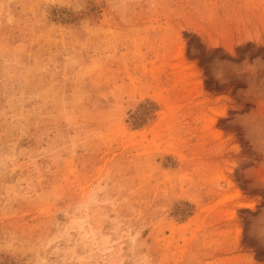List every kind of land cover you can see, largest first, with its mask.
Returning <instances> with one entry per match:
<instances>
[{
	"label": "rangeland",
	"instance_id": "374dc122",
	"mask_svg": "<svg viewBox=\"0 0 264 264\" xmlns=\"http://www.w3.org/2000/svg\"><path fill=\"white\" fill-rule=\"evenodd\" d=\"M0 264H264V0H0Z\"/></svg>",
	"mask_w": 264,
	"mask_h": 264
},
{
	"label": "bare ground",
	"instance_id": "6f19581e",
	"mask_svg": "<svg viewBox=\"0 0 264 264\" xmlns=\"http://www.w3.org/2000/svg\"><path fill=\"white\" fill-rule=\"evenodd\" d=\"M13 176H15V173L13 174Z\"/></svg>",
	"mask_w": 264,
	"mask_h": 264
}]
</instances>
